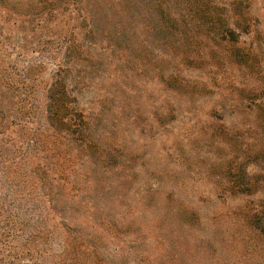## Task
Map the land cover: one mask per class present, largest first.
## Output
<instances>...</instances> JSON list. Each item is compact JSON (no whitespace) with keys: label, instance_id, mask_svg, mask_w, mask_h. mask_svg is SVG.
I'll return each instance as SVG.
<instances>
[{"label":"rangeland","instance_id":"1","mask_svg":"<svg viewBox=\"0 0 264 264\" xmlns=\"http://www.w3.org/2000/svg\"><path fill=\"white\" fill-rule=\"evenodd\" d=\"M258 221L264 0H0V264H264Z\"/></svg>","mask_w":264,"mask_h":264},{"label":"trees","instance_id":"2","mask_svg":"<svg viewBox=\"0 0 264 264\" xmlns=\"http://www.w3.org/2000/svg\"><path fill=\"white\" fill-rule=\"evenodd\" d=\"M80 117H81L82 123H84L85 117L83 115H80ZM73 125H74V127L77 128L75 131L79 130L80 124H75L74 123ZM255 225L257 226L258 229H260L261 233L264 235V223L262 221H258V222L255 223Z\"/></svg>","mask_w":264,"mask_h":264}]
</instances>
